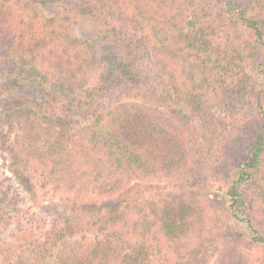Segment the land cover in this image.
Masks as SVG:
<instances>
[{"label": "trees", "instance_id": "obj_1", "mask_svg": "<svg viewBox=\"0 0 264 264\" xmlns=\"http://www.w3.org/2000/svg\"><path fill=\"white\" fill-rule=\"evenodd\" d=\"M118 1L72 2L85 12H91L93 4V14L106 10L110 18L113 32L104 37L118 50L97 56L94 45L77 46L76 40L56 32L31 38L29 26L11 0H0V77L4 79L0 81V122L10 128L32 116L54 122L61 131L49 148L59 159L69 153L67 145L77 135L69 133L79 123L74 116L92 114L91 124L78 134L88 168L97 167L92 160H98L99 165L107 164L100 170L108 168L111 175L159 173L181 181L176 194L159 201V209L146 214L138 207L144 225L138 218L135 227L142 224L143 233L169 245L189 232L201 231L208 217L201 192L206 188L224 200L228 230L241 228L250 242L264 246V0H183L182 13L188 20L185 39L192 53L178 58L142 35L128 0H121L120 6L114 4ZM140 52H147L156 67L158 93L141 75ZM43 61L55 67L60 98L55 89L48 97L28 94L38 81L43 84ZM100 62L103 68L91 83V69ZM178 71L193 78L191 90L181 86ZM156 94L163 107L121 101ZM113 95L116 100L108 104ZM213 103L225 115H216L209 105ZM10 131L0 130V149L12 152L16 163L24 157L26 165L22 145L17 139L11 141ZM62 147L67 152L61 154ZM92 168L83 173L89 175ZM12 171L33 196L31 178L19 168ZM122 181H90L98 193L117 194L114 201L98 204L67 197L69 206L64 204L59 220L46 228V222L27 220L13 183L5 185L0 180V264H49L52 259L55 264H140L139 257L146 251L143 242L119 253L114 261L105 249L112 248L109 238L125 223L132 206L144 205L130 198V187L121 188ZM83 185L75 190L71 180L65 187L78 195ZM94 226L108 229L107 243L100 248L65 245ZM227 252L229 256L219 264H263L241 256L236 248Z\"/></svg>", "mask_w": 264, "mask_h": 264}, {"label": "rangeland", "instance_id": "obj_2", "mask_svg": "<svg viewBox=\"0 0 264 264\" xmlns=\"http://www.w3.org/2000/svg\"><path fill=\"white\" fill-rule=\"evenodd\" d=\"M72 2L73 0L70 3L68 0H11L15 11L23 18L24 25L26 27L29 26L27 32L31 38L56 32V34L65 35L66 38H73V40L77 41V46L94 45L93 48L97 56L101 53L105 56H110L114 51L118 50L114 48L115 46H109L104 37L109 35L110 31L113 32L112 26L108 24L110 18L106 10L97 16L92 13L96 9L95 5H91L93 8L91 12H85L82 8L75 9ZM121 2L119 0L114 4L120 6ZM128 2L131 12L136 14L137 28L142 35L150 37L157 49L166 52L171 51L177 58L186 57L187 54L192 53L185 39L188 20L184 16L186 12L182 13V10L184 12L183 0H139L138 2L128 0ZM107 6H109L108 3L105 4V8ZM140 54L141 75L147 79L150 86L155 87V92L158 93L161 86L157 82L159 79L156 67L148 58L147 52H140ZM41 68L44 77L43 84L39 81L38 83L35 82L38 85L29 89V92L27 91L29 96L48 97L53 94L52 91L55 89V95L60 98L61 94L54 71L55 67L49 61H43ZM102 68L103 66L100 62L91 69L89 74L91 83L97 78ZM44 70L46 72H43ZM2 78L0 77L1 82L4 80ZM176 78L187 91L191 90L195 84L193 78H189L188 75L180 73V71L176 74ZM41 88L42 91H40ZM114 100H116V97L113 95L106 102L110 104ZM121 101L126 103H146L154 107L164 106L158 94L155 97L144 98L123 97ZM243 101L249 104L248 99ZM209 105L213 106L212 111H215L216 115H225V111L221 109L222 107L214 103ZM245 106L247 110H250L248 105ZM92 116V114L87 117H83V114L74 116L79 123L74 124L69 133H72V135L76 133L77 135H75V140L73 142L70 140L69 145H67L70 150L69 153L66 151L67 147H62L61 154L67 153H64L63 157L59 159L55 156L57 154L56 151L52 152L51 148H49V143L61 131L60 126L55 125L54 122L49 124L47 119H42L40 116H32L27 122L22 121L12 124L13 127L11 128L7 124L0 122V130L3 129L4 132L11 130L9 137L11 141L19 140L25 154L23 156L28 161L25 165L23 157L21 161L16 163L12 158V152L0 149V180H3L5 185L13 183L15 190L23 199L21 206L23 210H26L28 221L46 222L47 228L51 222L59 220V212H61L62 206L64 204L69 206L67 197L73 199L78 197L82 201H94L98 204L113 202L117 194L110 196L98 193L97 190L91 187L89 182L92 180H101L102 182L123 180V187L121 188L130 187V198L143 202L144 205L132 206L133 208L129 211L125 223H121L120 227L117 228L118 232L112 235L113 238H109L112 248L105 249L110 251L108 255L111 256V260L114 261V258H117L119 253L130 251L133 244L143 242L146 253H142L139 257L140 264H219L223 257L229 256L227 250L232 248H236L241 256L254 260L260 259L264 264V246L250 242L248 236L241 228L235 229V231L228 230V227L225 226L226 213L222 209L225 207L224 200L219 194L208 191L206 188H201V192L203 193L202 199L206 205L208 217H206L201 231L189 232L173 245L165 244L162 240L158 241L150 235H146L147 233H143L144 227L141 225H144V221L141 219L142 213L139 214L141 210L138 207H141L146 214H150L149 212L154 209H159L160 204H162V202L159 204V201L164 198L170 199L173 194H176L181 181L159 173L151 177L134 174L125 177L116 175V173L111 175L108 168V171L107 169L100 170L102 167H107V164H102L101 162V165L104 166L100 167L98 160H92V162L97 163V167H89L92 168L91 173L89 170V175H85L83 173L84 169L88 170L89 168L87 167L86 157L84 158L81 155L83 147L80 145L81 140H79L78 134L83 133L86 130L85 128H88L91 124ZM45 140L49 142L46 143ZM62 145L65 146L64 141ZM60 148L58 147V149ZM53 160L56 164L52 162ZM14 168H19L24 175L31 178L30 180L35 187L33 196L29 195L26 188L19 182V179L12 171ZM98 172L99 175H97ZM71 180L75 181V190L78 189L79 184H84L83 188L78 191V195L76 192L69 191L68 187H65L70 184ZM152 216L150 215L148 218ZM138 218L139 221H142V224L135 227L134 224ZM107 230V226L105 229L94 226L93 231L82 235L84 237L77 235L66 240L67 243L65 245L77 243V246H81L90 244V247L97 246L100 248L107 243L105 239ZM234 236L237 237L233 238ZM240 236H244V239L239 240L238 237ZM169 246H172V248ZM226 254L227 256H224ZM53 263L55 264L53 259L49 261V264Z\"/></svg>", "mask_w": 264, "mask_h": 264}]
</instances>
